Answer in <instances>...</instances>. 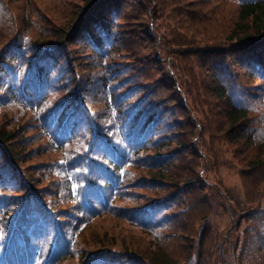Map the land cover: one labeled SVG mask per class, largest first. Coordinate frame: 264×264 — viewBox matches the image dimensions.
Listing matches in <instances>:
<instances>
[{
    "label": "trees",
    "instance_id": "trees-1",
    "mask_svg": "<svg viewBox=\"0 0 264 264\" xmlns=\"http://www.w3.org/2000/svg\"><path fill=\"white\" fill-rule=\"evenodd\" d=\"M36 1L0 0V264H264V0Z\"/></svg>",
    "mask_w": 264,
    "mask_h": 264
},
{
    "label": "rangeland",
    "instance_id": "rangeland-1",
    "mask_svg": "<svg viewBox=\"0 0 264 264\" xmlns=\"http://www.w3.org/2000/svg\"><path fill=\"white\" fill-rule=\"evenodd\" d=\"M28 1V0H26ZM36 1V0H35ZM43 2L47 3V5L49 6H52L54 7V4L53 2H56V1H52V0H42ZM36 2H40V0H37ZM209 8V6H204V7H201L200 5V9L203 11V10H207ZM214 9V14L217 15L218 17L222 16L223 18H225L224 20H229V18L231 17L230 15H233L235 14L236 12H233V7L231 5H229L227 2L226 4H224L223 2L220 3L219 6H213ZM261 23L262 25L264 26V13L261 14ZM59 20V19H58ZM172 22H175L174 19L172 20ZM185 23H187V25L192 28L193 30H203L204 29V26H205V23L200 21V20H196L192 17H188L186 20H185ZM185 32L188 33L191 31L189 30L188 28H185ZM164 31V29H163ZM198 34V35H197ZM195 35H197V37H201V35H199V33H197ZM221 34V31L220 30H217L216 32H210V35L209 36H206V37H217ZM182 35V33H181ZM225 145H223V150L225 151ZM226 152H227V158L231 164L230 168H222L223 170H221V177H222V180L224 181L223 184L225 186H234L235 184H238V175H237V171H238V168L240 167L238 162L235 161V159L232 158L231 154H230V151L229 149L227 148L226 149ZM227 169V170H225ZM203 170V168L200 169V172ZM211 173V176L210 174H207V177H212V182H213V185H209L210 188L214 191V193L218 196H221L217 191H218V188L220 189V187L218 186H215L216 183L214 182V179L217 178L218 179V176H216L217 174L216 173ZM214 175H215V178H214ZM221 189H224L221 187ZM212 190H209L207 189L206 192L210 193V194H213ZM212 192V193H211ZM226 214V213H225ZM224 214V217L220 218L219 220L216 219V218H212V221L215 222L218 226V229L219 230H223L224 229V222L226 221V216ZM231 224H232V219H231ZM98 232H101L102 230L98 229L97 230ZM119 232V233H124L125 230H119L118 228L116 227H113L111 229L108 230V233H106V237L108 239L111 238V234H115ZM127 232V235L125 236H131L132 238H134L133 236H135L131 230H128L126 231ZM133 235V236H132Z\"/></svg>",
    "mask_w": 264,
    "mask_h": 264
}]
</instances>
